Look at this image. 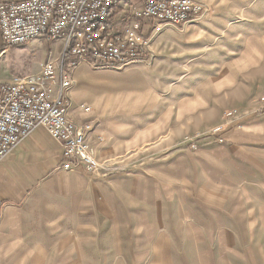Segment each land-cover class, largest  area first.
Masks as SVG:
<instances>
[{
  "label": "rangeland",
  "instance_id": "374dc122",
  "mask_svg": "<svg viewBox=\"0 0 264 264\" xmlns=\"http://www.w3.org/2000/svg\"><path fill=\"white\" fill-rule=\"evenodd\" d=\"M200 1L202 16L212 10L238 16L213 19L219 33L213 49H202L182 24H165L174 32L153 39L148 62L107 73L126 83L106 88L100 84L105 68L77 63L74 88L112 95L131 86L140 100L119 105V121L154 119L159 127L128 148L96 157L93 174L74 175L90 199L76 217L82 223L74 220L78 236L59 243L57 256L41 264H264V2ZM7 48L0 79L10 80L36 73L46 60L58 62L63 40ZM81 69L94 77L82 80L80 71L77 79ZM220 124L222 140L212 133Z\"/></svg>",
  "mask_w": 264,
  "mask_h": 264
},
{
  "label": "built area",
  "instance_id": "2783aa9c",
  "mask_svg": "<svg viewBox=\"0 0 264 264\" xmlns=\"http://www.w3.org/2000/svg\"><path fill=\"white\" fill-rule=\"evenodd\" d=\"M115 8L124 9L120 25L114 20ZM204 12L206 5L200 0H1L4 47L44 37L62 39L63 50L58 62L46 60L36 73L0 81V161L29 134L42 129L62 150L61 169L93 174L100 164L87 138L91 124L69 116V90L75 84L77 63L90 61L116 69L148 61L152 39L165 24H183ZM80 108L91 110L84 104ZM223 129L220 124L212 133L222 140Z\"/></svg>",
  "mask_w": 264,
  "mask_h": 264
},
{
  "label": "crops",
  "instance_id": "0c3cea01",
  "mask_svg": "<svg viewBox=\"0 0 264 264\" xmlns=\"http://www.w3.org/2000/svg\"><path fill=\"white\" fill-rule=\"evenodd\" d=\"M203 1L212 6L220 0ZM257 1L264 2V0ZM123 13L124 9L116 11L114 18L118 19ZM223 17L238 16L212 10L207 15L195 19L196 21L182 24V28L185 27L189 32L197 34L201 41L199 46L202 49H213L214 40L219 38V33L213 31V19ZM221 28V32H227V29ZM163 31L172 33L174 28L166 27L161 33ZM44 39L46 38L35 37L25 44L34 40L42 42ZM7 49L2 45L0 37V61L8 53ZM40 65L41 63L38 70ZM128 67L130 69H127ZM135 67L136 64L132 63L118 69L124 68L120 72H127ZM80 71L82 80L90 81L94 77L81 69L77 72V79ZM101 73L105 75L101 78L100 84L106 88H114L118 83H126L108 75H118L119 72L114 69L105 68ZM3 80L7 79H0V81ZM78 89L72 87L69 90L71 99L69 116L76 121H87L91 124L92 129L87 138L97 158L121 148H128L141 141L148 134L149 129L159 127L154 119L137 125L131 122L128 125L120 122L123 120L117 117L116 108L119 105L128 104L131 100L133 103L140 100V93L135 94L131 86L121 85L119 91L112 95L106 90L101 95L92 93L88 95L84 88ZM85 96H90V100H86L88 103L83 102ZM82 104L89 105L91 110L83 112L80 108ZM167 107L169 110L168 105ZM124 118L128 121L130 115L126 114ZM100 133L104 136L102 143L96 141ZM121 133L126 136L121 138ZM61 159L62 150L59 144L44 130L37 129L0 161V264H25L29 259H32L31 264H41L42 259L57 256L59 243H71L77 238L75 236L78 234L73 233L74 220H77L76 226L82 223L77 219L81 216L79 211L87 207L85 203H88L90 199L87 201L89 195L87 197L80 194L83 193L79 191L80 183L77 184L71 179H76L74 175L85 174L81 170H69L67 174H62L66 170L60 168ZM63 181L69 187L61 185ZM67 225H71V228H66Z\"/></svg>",
  "mask_w": 264,
  "mask_h": 264
}]
</instances>
